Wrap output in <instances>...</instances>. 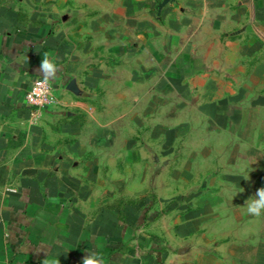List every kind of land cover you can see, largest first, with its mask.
<instances>
[{"label":"rangeland","instance_id":"obj_1","mask_svg":"<svg viewBox=\"0 0 264 264\" xmlns=\"http://www.w3.org/2000/svg\"><path fill=\"white\" fill-rule=\"evenodd\" d=\"M1 11L57 53L56 102L32 113L40 143L98 149L72 157L84 170L57 173L71 210L113 213L146 264L257 263L264 214L246 201L264 187V0H0ZM76 122L81 136L60 140Z\"/></svg>","mask_w":264,"mask_h":264},{"label":"crops","instance_id":"obj_2","mask_svg":"<svg viewBox=\"0 0 264 264\" xmlns=\"http://www.w3.org/2000/svg\"><path fill=\"white\" fill-rule=\"evenodd\" d=\"M38 32V27L22 26L1 11L0 264H82L88 254L103 257L104 264H146L143 244L133 247L132 228L118 222L113 213L86 220L68 207V199L56 195L58 186L65 185L60 182L67 181L57 173L79 172L87 166L72 157L99 152L54 144L51 136L49 142L40 143L37 120L25 95L34 79L43 77L40 64L45 53L54 60L57 53ZM68 105L88 110L78 101L70 100ZM71 126L62 125L60 140L81 136L79 123ZM36 172L45 175H21ZM261 236L253 241L256 264H264Z\"/></svg>","mask_w":264,"mask_h":264},{"label":"clouds","instance_id":"obj_3","mask_svg":"<svg viewBox=\"0 0 264 264\" xmlns=\"http://www.w3.org/2000/svg\"><path fill=\"white\" fill-rule=\"evenodd\" d=\"M59 71L57 63L49 54L45 53L40 64V73L43 76L42 83H47L56 78ZM247 213L254 217L264 214V187L257 189L254 198L246 201ZM82 264H104L103 257L97 254H88L83 257Z\"/></svg>","mask_w":264,"mask_h":264},{"label":"built area","instance_id":"obj_4","mask_svg":"<svg viewBox=\"0 0 264 264\" xmlns=\"http://www.w3.org/2000/svg\"><path fill=\"white\" fill-rule=\"evenodd\" d=\"M43 77L34 79L30 89L25 95V100L32 113L52 105L56 102V95L52 80L42 83Z\"/></svg>","mask_w":264,"mask_h":264}]
</instances>
